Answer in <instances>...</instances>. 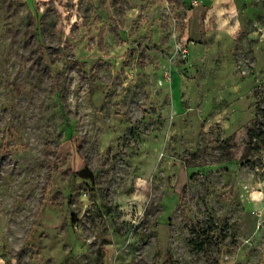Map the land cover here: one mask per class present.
Wrapping results in <instances>:
<instances>
[{
  "label": "rangeland",
  "instance_id": "obj_1",
  "mask_svg": "<svg viewBox=\"0 0 264 264\" xmlns=\"http://www.w3.org/2000/svg\"><path fill=\"white\" fill-rule=\"evenodd\" d=\"M0 264H264V0H0Z\"/></svg>",
  "mask_w": 264,
  "mask_h": 264
}]
</instances>
